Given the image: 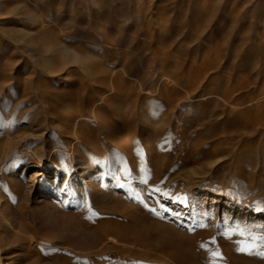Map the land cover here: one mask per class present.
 Instances as JSON below:
<instances>
[{
    "label": "rangeland",
    "instance_id": "obj_1",
    "mask_svg": "<svg viewBox=\"0 0 264 264\" xmlns=\"http://www.w3.org/2000/svg\"><path fill=\"white\" fill-rule=\"evenodd\" d=\"M261 236L264 0H0V264H264Z\"/></svg>",
    "mask_w": 264,
    "mask_h": 264
},
{
    "label": "snow or ice",
    "instance_id": "obj_2",
    "mask_svg": "<svg viewBox=\"0 0 264 264\" xmlns=\"http://www.w3.org/2000/svg\"><path fill=\"white\" fill-rule=\"evenodd\" d=\"M259 240L261 241V243L259 244V247H260V248H264V236L259 237ZM255 247H256V245L253 244V245H250V246L241 247V248L238 249V250H239V251H246V252H248L249 254H251L253 248H255ZM258 254L261 255V256H264V251H261V252H259ZM213 255H215V254H213ZM213 264H214V262H213Z\"/></svg>",
    "mask_w": 264,
    "mask_h": 264
},
{
    "label": "bare ground",
    "instance_id": "obj_3",
    "mask_svg": "<svg viewBox=\"0 0 264 264\" xmlns=\"http://www.w3.org/2000/svg\"><path fill=\"white\" fill-rule=\"evenodd\" d=\"M127 136V135H126ZM120 140H126V139H120Z\"/></svg>",
    "mask_w": 264,
    "mask_h": 264
}]
</instances>
